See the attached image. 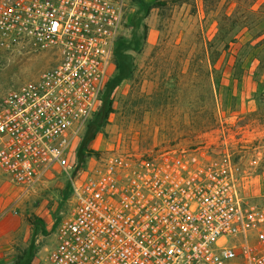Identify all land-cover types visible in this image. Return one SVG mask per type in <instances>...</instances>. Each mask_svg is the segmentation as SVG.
<instances>
[{
  "label": "built area",
  "instance_id": "obj_1",
  "mask_svg": "<svg viewBox=\"0 0 264 264\" xmlns=\"http://www.w3.org/2000/svg\"><path fill=\"white\" fill-rule=\"evenodd\" d=\"M124 16V0H0V35L53 52L36 78L0 85V174L18 190L69 175ZM115 156L70 178L68 216L37 264H264V209L245 204L228 162L175 148Z\"/></svg>",
  "mask_w": 264,
  "mask_h": 264
},
{
  "label": "rangeland",
  "instance_id": "obj_2",
  "mask_svg": "<svg viewBox=\"0 0 264 264\" xmlns=\"http://www.w3.org/2000/svg\"><path fill=\"white\" fill-rule=\"evenodd\" d=\"M124 1L118 37L127 40L128 18L143 9ZM142 1L150 7L138 48L127 49L132 74L112 90L93 137L84 142L86 123L79 130L69 175L55 170L20 191L0 174V264H37L68 216L70 178L108 156L193 150L228 162L245 204L264 209V0ZM52 62L51 49L0 35V85L36 78Z\"/></svg>",
  "mask_w": 264,
  "mask_h": 264
},
{
  "label": "trees",
  "instance_id": "obj_3",
  "mask_svg": "<svg viewBox=\"0 0 264 264\" xmlns=\"http://www.w3.org/2000/svg\"><path fill=\"white\" fill-rule=\"evenodd\" d=\"M138 2L139 8L143 9V14L139 15L136 12L128 18V22L131 25L132 35L130 39H121L117 38L112 54V65L113 71L110 73L106 82L104 83L103 90L101 93L100 105L95 110V112L91 115V117L86 121L85 130L83 134L84 142L88 139L92 138L95 131L102 124L104 119L107 117V114L110 112V94L114 87L123 79H127L132 74L133 64L132 57L129 52H127L128 48L137 49L139 45V37L141 35H135L137 32V27L139 26L140 19L147 13L149 9V5L142 0H135ZM139 15V16H138ZM83 147V143L81 145Z\"/></svg>",
  "mask_w": 264,
  "mask_h": 264
}]
</instances>
